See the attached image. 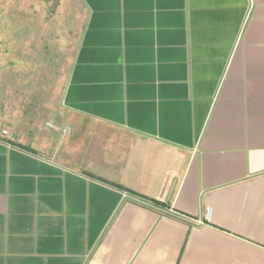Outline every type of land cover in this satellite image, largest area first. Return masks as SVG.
Returning a JSON list of instances; mask_svg holds the SVG:
<instances>
[{
    "label": "crops",
    "instance_id": "0c3cea01",
    "mask_svg": "<svg viewBox=\"0 0 264 264\" xmlns=\"http://www.w3.org/2000/svg\"><path fill=\"white\" fill-rule=\"evenodd\" d=\"M78 1L69 146L0 139V264H264V0Z\"/></svg>",
    "mask_w": 264,
    "mask_h": 264
},
{
    "label": "rangeland",
    "instance_id": "374dc122",
    "mask_svg": "<svg viewBox=\"0 0 264 264\" xmlns=\"http://www.w3.org/2000/svg\"><path fill=\"white\" fill-rule=\"evenodd\" d=\"M82 18L78 0H0V129L15 142L69 146L54 128H70L62 93Z\"/></svg>",
    "mask_w": 264,
    "mask_h": 264
},
{
    "label": "built area",
    "instance_id": "2783aa9c",
    "mask_svg": "<svg viewBox=\"0 0 264 264\" xmlns=\"http://www.w3.org/2000/svg\"><path fill=\"white\" fill-rule=\"evenodd\" d=\"M7 137H9L8 132L5 131V130H1V129H0V139H2V138H7ZM11 141H14V139L11 138Z\"/></svg>",
    "mask_w": 264,
    "mask_h": 264
},
{
    "label": "trees",
    "instance_id": "16d2710c",
    "mask_svg": "<svg viewBox=\"0 0 264 264\" xmlns=\"http://www.w3.org/2000/svg\"><path fill=\"white\" fill-rule=\"evenodd\" d=\"M141 199H143V200H144L145 198H144V197H142Z\"/></svg>",
    "mask_w": 264,
    "mask_h": 264
}]
</instances>
